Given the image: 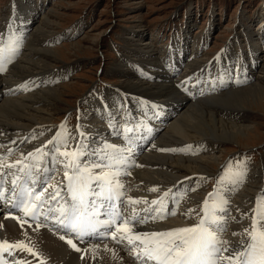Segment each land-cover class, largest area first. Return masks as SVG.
<instances>
[{"label": "bare ground", "instance_id": "6f19581e", "mask_svg": "<svg viewBox=\"0 0 264 264\" xmlns=\"http://www.w3.org/2000/svg\"><path fill=\"white\" fill-rule=\"evenodd\" d=\"M18 5L19 3L15 4L16 7ZM23 8L25 7L23 6ZM28 15L24 16L21 19L22 22L20 21L16 27V38L18 40H16L14 47L17 49V54L11 62L5 64L4 71L0 72V147L6 148L4 153H0V157L6 156L3 161L4 164L10 161L8 156L11 153H17L20 156L17 161H20L21 164L26 161L39 165L53 159L50 153L55 151L57 145L61 151H74L78 144H83L87 146L86 154L81 159L84 162L83 164L104 165L106 162L103 163L102 158L98 155L102 154L103 148L108 145L116 146L113 149L121 147L119 146L123 145L121 130L124 129L126 134L129 133V136L126 137L127 140H134L137 143L136 151L139 152V157L132 160L131 170L122 169L124 173H119L114 179L119 181L124 191L130 192V197L137 204L150 203L147 207L137 206L134 208V225L130 226L133 233L166 232L177 227L193 225V223L190 224L187 221L189 214H194V216L197 214L195 206L188 205L190 200L199 203L200 209L204 207L206 199L210 202V205L212 204L210 198H213L214 201L221 199L226 201L222 207L216 208V217H218L219 223L222 224L228 221L225 217L228 218L234 213L245 216L249 211L253 215V209L256 207L258 200L264 203V197L260 195L253 202L251 201V205L255 204L254 206L248 204L250 196L245 199L242 195L240 201L235 199L236 190L234 188L237 181L233 174L229 178L224 176L226 180H219L218 185H215V189L213 188L214 192L211 196L204 193V196L200 197L194 192L202 184V181L207 178L213 167L212 165H217L219 161L218 157L198 158V155L204 153L202 146L209 143L216 147L219 142L241 146L239 143L251 136V128L248 125L242 126L233 122L231 116L234 114L240 115L242 111L244 112L243 109L253 110V108L263 107L264 88L262 86L248 85L236 91H229V93L219 96L217 99L215 95L214 100L204 96L216 93L217 88L212 89V86L204 85L208 82L201 80L203 82L202 88H195V84H193L188 94L184 96L179 92L176 83L181 82L180 80L183 78L186 80L190 74L185 72L182 78H176L180 76V74L177 76L176 74L180 71V68L182 71L185 66L187 67L186 64L190 61L195 64V66H189L190 68H193V70L198 68V64L196 65V62L193 61L194 55L192 60L188 61L193 50H185L186 46H184L178 57L170 55L168 59L164 56L159 59L156 58V53L153 54L152 47H150L151 49H148L147 56L144 59L135 60L132 57H127L129 63L128 66L126 65L128 69L125 74H129V66L134 65V69L146 80L129 82L120 91L123 98L120 96L118 106L115 105L116 108L110 105L111 112L105 111L103 116L101 110H96L93 119H88L80 125L77 123V128L73 132H67L62 126H58L57 131L44 138V135L53 129L50 124L46 123L52 121L53 114L50 111L58 110L59 107V109H63V94L59 90L61 88L40 91L45 86L42 82L32 80L34 83L27 84L36 75L22 78L20 74L23 72L35 74L43 71L48 73L49 69L55 68L54 63L57 60L63 61L61 58L62 52L58 48L34 49V47H40L44 43L41 40H36L37 35L34 37V33L37 32V34L47 37L53 32V29L47 17L44 18L41 24L36 25L34 18L36 15ZM24 18H26L25 21H23ZM10 21L13 26L14 19H10ZM34 38L40 44H37ZM83 45L79 42L71 43L69 52L76 51L84 47ZM232 62L234 63L233 60ZM146 68H150L151 71H147ZM254 68L250 69L248 77L245 76L249 81L252 80L251 75L255 70ZM226 69L220 71L218 75L220 80L223 79L222 76H226L224 80H230V77L226 75ZM232 69H230L231 72ZM222 72L223 75H221ZM217 74L215 73V75ZM220 85L222 86V84ZM221 89L220 91H222ZM196 95H199L197 100H195ZM93 101L95 102L96 99L93 98ZM80 132L85 134L83 138L79 135ZM29 134L31 136H28ZM31 137L32 141H30ZM145 137H149L151 140L145 142L143 140ZM52 141H55V143H50ZM128 141L127 144H129ZM37 149H39V152L36 151ZM33 150L35 152L32 153V156H29L28 154ZM56 155L58 157L57 162L61 163L63 161L62 163L65 165L68 163L67 160L59 157V153ZM93 170L99 172L102 169L94 168ZM238 170H242L239 165ZM245 176L247 177L246 174ZM22 178L20 177V179ZM37 181H39V178H37ZM54 187H58V185L56 184ZM240 189V184H238L237 190ZM49 194L54 195V193ZM162 196H165L167 201L169 197L173 196L171 201L175 209H177V206L182 207V209L185 207L183 210L181 209L182 215L173 218L172 207L169 209L166 204L157 205ZM187 199L188 203L186 202ZM153 201H156V203L154 204ZM47 203L48 205H58L52 200ZM10 206L13 207L12 204ZM44 206L46 204H43ZM15 209L17 208H12L9 214L16 216ZM200 209L198 210L200 211ZM37 210H41L40 212L43 215H38L33 220L36 221L34 224L37 227L36 230L30 228L16 230L11 222L6 220L7 216L2 219V223L10 229V234L13 237L17 239L28 238V244H33L34 248L37 247L38 254L42 255L43 259L46 258L50 264H137L133 259L135 255L132 253L128 255L125 252L128 246L126 240L120 245V248L109 241L93 244L73 242L81 249V252H76L67 244L68 238L60 239V236L53 233L54 230L48 229L44 223L46 216L48 218L46 222H50L52 209L46 211L38 208ZM194 216L191 218L193 219ZM248 218L252 217L248 216ZM192 219L190 220L192 221ZM141 220L144 222L140 223ZM251 223L252 221L244 225V228H239L235 224L231 225L230 228L228 227L229 235H220L222 240L228 242L226 247L229 251L224 253L225 256L230 255L232 250L241 251L247 246L251 238L244 232V229H250ZM225 225L227 224L225 223ZM156 226L158 228L154 229ZM138 243L139 241H136L137 245ZM92 245H98V247L93 248ZM105 245H107V248H105ZM224 264H227V261H224Z\"/></svg>", "mask_w": 264, "mask_h": 264}, {"label": "rangeland", "instance_id": "374dc122", "mask_svg": "<svg viewBox=\"0 0 264 264\" xmlns=\"http://www.w3.org/2000/svg\"><path fill=\"white\" fill-rule=\"evenodd\" d=\"M16 3H19L17 7ZM27 14L36 15V25L41 24L47 17L53 29L47 37L34 33V37L37 35L36 40L44 42L34 49L58 48L64 61L57 60L54 63L55 68H51L52 71L49 69L48 73L43 71L20 74L22 78L36 75L27 84L42 82L45 86L40 91L61 88L59 90L63 94V109L59 107L58 110L50 111L53 114L52 121L46 123L54 130L47 132L44 138L62 125L65 131L73 132L77 123L80 125L88 119H93L96 110H101L103 116L105 111L111 112L110 105L116 108L120 96L123 98L120 91L129 82L146 80L134 69V65L129 66V74H125L129 63L127 57L144 59L150 47L159 59L163 56L168 59L170 55L178 57L184 46L185 50H193L188 61L192 60L194 55L193 61L198 64V68L193 70L189 66L195 64L187 62L188 66L182 69L180 75L183 77L187 72L195 79L208 78L207 81L212 83L214 80L209 77L227 67V77L233 68V74L239 78L243 75L242 68L248 67L245 74L248 77L250 69L255 67L251 75L252 82L247 79L249 82L245 85L237 83L235 87L228 82L222 91L219 87L221 85L215 83L216 93L204 97L215 100V95L217 99L229 91L252 84L264 88V0H0V36L4 37L6 32L9 33L8 29L13 33V27ZM10 19H14L13 26ZM25 20L26 18L23 21ZM13 35L16 38L17 32ZM75 42L84 44V47L76 50L77 52H69L70 44ZM146 69L151 71L150 68ZM223 74L222 72L221 75ZM184 80L183 78L180 81ZM209 83L206 86L213 85ZM93 98L96 99L95 102ZM123 103L121 102L122 106ZM243 110L240 115L234 114L231 117L233 122L239 125H248L251 128V136L240 142L241 146L219 142V145L213 147L208 143L202 146L203 155L197 156L219 158L218 164L212 165V171L210 170L207 178L194 191L200 197H203L204 193L212 194L218 181L229 178L238 170V165L247 177L243 173L241 182H238L240 190H237L238 184L235 181V199L240 201L242 195L245 199L250 196L248 204L254 206L251 201L257 199L258 195L264 197V106ZM188 205L195 206L196 213L201 207L192 200ZM236 214H233L231 225L244 228V225L252 221V218H248L252 217L249 211L245 216ZM189 216L187 221L191 224L193 222H190V219L194 214Z\"/></svg>", "mask_w": 264, "mask_h": 264}, {"label": "snow or ice", "instance_id": "6c2138e0", "mask_svg": "<svg viewBox=\"0 0 264 264\" xmlns=\"http://www.w3.org/2000/svg\"><path fill=\"white\" fill-rule=\"evenodd\" d=\"M15 39L13 35L5 41L0 36V72L4 71L5 64L11 62L17 54V49L10 47ZM79 135L83 138L85 134L80 132ZM50 143H55V141ZM112 147L115 148L116 146ZM36 151L39 152V149ZM86 151L87 146L83 144H78L74 151H61L57 145L55 151L50 153L53 160L58 158L56 154L59 153V157L68 161L65 167H71V174L69 171L64 172V178L68 181L67 194L70 199L52 213V218L57 221L61 228L66 229L68 234H75L76 239L79 240L85 234L94 233L101 229L105 235L111 236L113 239H116L119 233L121 240H126L128 245L132 246V254L137 256L142 264H151V262H155V264H224V261H227V264H264V203L258 200L253 209L250 229H244V232L251 238L247 246L241 251L232 250L228 256L224 255L225 252L229 251L226 247L228 242L222 240L214 230V225L217 223L216 208L222 207L226 203L222 199L214 201L211 205L206 199L202 209L204 215L198 216V223L191 226L177 227L166 232L133 233L129 224L131 220L135 219L134 211L127 219H121L120 213L112 205L113 211L107 219L101 221L98 218V213L89 210V196L103 195L111 204V201L118 199L123 195V192L119 191L122 185L114 179L118 175V171L113 169V164L118 162V158L115 156L108 157L111 161L108 165L81 166L79 158L85 155ZM28 155L32 156V153ZM15 163L20 164L21 162L16 161ZM7 167L11 168L12 165ZM94 168H101L102 170L94 172L92 171ZM20 171L30 175L31 166L25 165ZM233 175L235 180L240 182L243 171L237 170ZM11 184L13 187L10 191L14 193V196L6 198L3 181H0V199H6V202L11 203L13 208H17L24 216H31L36 219L38 215H43L37 211L44 204V201L41 200L40 191L21 186V191L15 194L17 177L13 176ZM94 187L100 191L95 193ZM44 195L49 200L55 201L59 193L57 192L55 195L45 193ZM128 200L136 203L132 197H128ZM153 203L155 204L156 201ZM23 222L21 221V223ZM143 222V220L140 221V223ZM60 239L64 240L65 236H60ZM134 241H139V245L135 244ZM66 242L76 252H81V249L73 243V239L69 238ZM15 247L23 248L24 245L19 241L15 245L9 244L6 240L0 241V251H11ZM91 247L95 248L98 245ZM28 251L31 252L32 249L28 248ZM0 264H5V262L0 261Z\"/></svg>", "mask_w": 264, "mask_h": 264}]
</instances>
